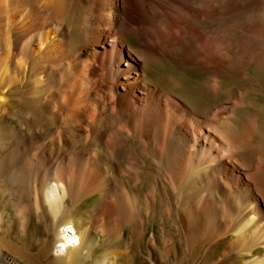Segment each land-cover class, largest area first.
<instances>
[{"label":"rangeland","instance_id":"rangeland-1","mask_svg":"<svg viewBox=\"0 0 264 264\" xmlns=\"http://www.w3.org/2000/svg\"><path fill=\"white\" fill-rule=\"evenodd\" d=\"M218 1L204 0L203 4L206 2V7L213 9ZM228 1H219L224 9L220 17L224 29L222 35L235 33V27L226 24L231 15L229 12L244 8L247 11L238 14L240 21H255L254 34H258V39L262 38L257 41L252 32L248 35L250 30L247 31L246 25V30L241 28L244 32L238 29L239 33H236V46L233 45L234 39H222L224 54L230 55L231 52L246 60L243 67H238L241 70L236 69L239 74L228 70L225 75H214L206 66L207 72L204 67L181 71L182 68L176 66L179 57H175L173 62L161 58L146 67L147 80L162 87L163 94L170 93L173 103L182 106L180 116L189 124L200 120L196 114L201 111L219 110L218 118L212 120L214 126L235 112V121L225 122L221 132L203 125L205 134L215 133L212 142L215 150L209 146L206 151L197 153L188 145L173 146V143L169 148L165 146L167 137L164 134L159 145H152L144 139V134L139 137L134 132L131 136L123 134L124 138L121 136L116 144L108 133L102 139L87 126L84 128L80 123L62 118L59 108L50 102V93L55 89L53 83L50 91L44 94L42 104L41 101L39 104L26 99V91L22 88L15 89L16 92L10 96L13 107L0 111V249L5 255L16 258L20 264H103L109 251L119 252L112 258V264H264V194L255 192L251 179V175L259 176L264 182V77L253 79V69L250 68V72L245 69L254 64L257 57L264 58V18L258 16L260 10L264 15V0ZM129 5L136 15L134 21L137 24L134 26L138 29L144 27L139 21L145 5L141 0H130ZM208 15L207 11L201 20H207ZM161 18L166 20L163 26L173 29L170 35L159 33L160 39L156 38L152 27H144L145 31L140 34L145 37L149 31L155 43L163 44L170 40L178 44L181 29L177 28L179 24L187 27L188 22L181 24L164 15ZM83 22L84 17L81 16L75 21L73 34L78 38L86 27L82 26ZM141 35L131 36L130 41L141 44ZM245 35L249 41L244 39ZM211 36L212 32L206 38L202 37L203 42L207 44ZM0 50L1 53L3 50ZM208 53L211 54L210 50ZM99 58L101 62V56ZM208 65L212 66L211 63ZM216 78L221 82L217 93L211 86ZM63 81L60 79V84ZM147 87L151 91H159L152 85ZM83 102L94 104L92 99ZM193 106H196V112ZM199 107L202 110H198ZM112 110L109 109L114 114L115 129L123 128L126 123L122 113ZM223 131L238 133L233 145L221 135ZM79 153L85 159L92 157L93 171L103 173L104 179L111 182L109 201L113 206L110 209L93 211L101 202L100 194H86L85 184L80 181L61 185L55 191L59 194L55 204L52 206L48 202L54 193L47 192L52 182H44L45 174L63 156ZM238 153L242 155L239 163H243L246 169L232 162ZM83 157L81 163L84 162ZM197 171L201 175H197ZM247 183L253 188L252 195L246 194ZM115 199L118 207L114 205ZM65 220L75 221L76 235L89 236L87 241L94 236L98 244H92L80 255L74 243L70 242L67 249L58 254L56 248L62 243L60 230ZM64 254L73 257L66 259ZM0 264L5 263L0 260Z\"/></svg>","mask_w":264,"mask_h":264},{"label":"bare ground","instance_id":"bare-ground-1","mask_svg":"<svg viewBox=\"0 0 264 264\" xmlns=\"http://www.w3.org/2000/svg\"><path fill=\"white\" fill-rule=\"evenodd\" d=\"M141 1L145 5V9L143 16L140 17V26L142 24L144 27H152V32L157 34L156 38L160 39L159 33L170 35L171 31L173 32L172 28L163 26L166 20L161 18L162 15L171 20L174 19L175 22H181V24L188 22L187 27L183 28L179 24L177 28V30L181 29L178 34V44L170 42V40L163 44L155 43V40H151L149 31H146L147 35L142 37L144 34L141 35L140 32L145 31V28L139 27L138 29V26H134V24H137L134 21L136 15L130 9V0H0V48L3 50L0 53V111L3 108L10 109L13 107L10 96L16 92L15 89L22 88L21 90L26 91V99L39 103L41 100L45 101L43 99L44 94L50 91V85L53 83L55 89L50 93V102L55 103V107L59 108L58 112H60L61 117L80 123L84 128L87 126V129H92V132L102 139L108 133L117 144L123 134L130 135L134 132L139 137L144 134L143 137L147 142L159 145L164 134L167 137L165 138L167 140L165 146H169V148L173 143V146L187 147L188 145V147L194 148L197 153L209 146L215 150L216 148L213 147L212 143L215 133L212 131L205 134L203 125H209V127L221 132L222 125L225 122L232 123L235 121V112L233 111L227 120L220 119L219 123L214 126L212 120L218 118L219 110L204 113L201 111L198 112L200 114H196L200 116V120L189 124L183 116H180L179 112H182V106L179 107L180 105L173 103L170 93L163 94L164 89L162 87L147 80L146 67L161 58H167L173 62L175 57H179V63L176 66L179 65L182 68L181 71L204 67L203 70L207 72L206 66L208 69L210 68L208 71L214 72V75L224 74V72L227 74L228 70L234 73L238 67H243L242 64L245 59L234 56L231 52L230 55L224 54L222 39H234L233 45L236 46L235 40L237 39H235V36L237 32L239 33L238 29L244 27L246 30L247 26V31L250 30L247 32L248 35L252 32L253 34H250L256 36L254 34L255 30L253 31L255 21H249V19L248 21L245 20L246 22L240 21L238 14H244L247 9L243 8L238 12H229L231 15L228 13L230 17L226 20V24L235 27V33L227 30L228 35H222L221 32L224 29L220 17L224 9L219 3L220 0L215 5L216 9L214 7L213 9L207 8L206 2L203 4L204 0ZM230 1L231 3L235 2V0H229L228 2ZM207 11L209 13L207 20H201L202 15L205 17ZM80 16L84 17L82 26L86 25V27L85 30H82L81 37L78 38L73 34V31L76 30L75 21ZM215 16L219 17L216 18ZM258 16L264 18V15H261V10ZM250 17L252 18L251 15ZM233 22L236 24L232 25ZM193 24H195V27ZM215 26V30L212 31ZM210 32H212V36L206 44L203 42L202 37L206 38ZM133 35H141V44H134L130 41V37ZM256 37L255 39H258L259 36ZM239 39L243 38L239 36ZM259 39L262 40V38ZM244 41L246 43V40ZM255 43L254 45L257 46ZM238 44H241V42H238ZM207 46L211 54L208 53ZM251 47L253 48V46ZM103 48L105 50H102ZM250 50L252 51V49ZM263 51L262 53H264ZM100 56L102 58L101 62H99ZM262 59H264L263 56L257 57L254 64L251 63L245 68L248 72H250V68L253 69V79L255 77L258 80V77H264V60ZM175 60L177 62V59ZM98 62L99 65L96 66ZM208 63H211L212 66L209 67ZM189 65L194 67H189ZM60 79L64 80L63 84H60ZM216 79L212 80L211 86L217 93L221 89V82L220 78ZM147 85L157 87L156 90L159 91H151ZM51 89L53 88L51 87ZM85 90L87 93H84ZM86 99H92L94 104H85L83 101H86ZM40 103L42 104V101ZM110 108H113L112 111L117 110L118 113H122L121 117L126 123L123 128L115 129V120L114 122L112 120L114 114L110 113ZM192 109L196 112L197 108L193 106ZM3 110L5 111V109ZM198 110H202L201 107ZM184 112L186 113V110ZM187 113L189 112L187 111ZM207 120L209 121L207 122ZM167 130L169 131L168 136ZM221 135L227 138V141L232 145L238 137L237 132L232 133L229 131H223ZM163 142L165 141L163 140ZM243 144H246V142L243 141ZM241 153L234 156L232 162L246 169L245 165H242L243 163H239V160L242 159V155H239ZM244 154L246 155L247 152ZM82 157L83 155L80 153L69 157L63 156L45 174L44 182H52V186L48 188L47 192L48 194L51 193L50 191L54 193L50 195L48 202L52 206L55 204L59 197V194L55 191L61 185L67 186V182L80 181L85 184L86 194L96 192L100 194L101 202L93 211L110 209L113 206L109 201L111 182L104 179L103 173L93 171L94 162L92 157L85 159L84 156V162L81 163ZM244 159L246 158L244 157ZM248 163L251 164L252 161L249 162L248 160ZM197 175H201V172L197 171ZM251 179L255 184V192L261 195L264 194V182L260 180L259 176L251 175ZM247 184L249 188L246 189V194L249 195L253 192V188L251 189L249 183ZM116 200H114L116 202L114 205L118 207ZM74 222L73 220H65L63 223L64 227L60 230V241L62 243L57 245L56 248L58 254L63 253L70 242L74 243V248L80 252V255H83L85 249L92 247V244H98L94 236L91 237L90 241H87L86 239L89 236L85 234H82V236L76 235L75 231L77 230ZM77 242H80V245H77ZM118 253L109 251L103 261L104 263H102L112 264V258H115ZM71 256L73 257V255ZM71 256L64 254L66 259ZM0 260L5 264H20L16 258L5 255L2 249H0Z\"/></svg>","mask_w":264,"mask_h":264}]
</instances>
